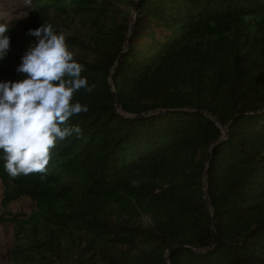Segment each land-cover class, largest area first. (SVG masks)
Masks as SVG:
<instances>
[{"label": "trees", "instance_id": "trees-1", "mask_svg": "<svg viewBox=\"0 0 264 264\" xmlns=\"http://www.w3.org/2000/svg\"><path fill=\"white\" fill-rule=\"evenodd\" d=\"M108 1L31 0L20 42L8 25L0 82L26 78L43 24L96 57H74L95 88L75 93L82 134L58 142L47 176L10 179L0 159L2 203L35 202L0 215L12 264H264V0H137L150 30L128 45Z\"/></svg>", "mask_w": 264, "mask_h": 264}, {"label": "clouds", "instance_id": "clouds-1", "mask_svg": "<svg viewBox=\"0 0 264 264\" xmlns=\"http://www.w3.org/2000/svg\"><path fill=\"white\" fill-rule=\"evenodd\" d=\"M26 3L30 5L31 0ZM8 30L0 24V60L11 48ZM28 35L37 41L16 69L26 78L0 82V159L10 179L47 176L58 142L82 134L71 118L86 113L88 106L74 102L75 93L95 88L82 76L83 65L75 60L65 36L57 34L51 24L30 29Z\"/></svg>", "mask_w": 264, "mask_h": 264}, {"label": "rangeland", "instance_id": "rangeland-1", "mask_svg": "<svg viewBox=\"0 0 264 264\" xmlns=\"http://www.w3.org/2000/svg\"><path fill=\"white\" fill-rule=\"evenodd\" d=\"M136 2L137 0H110L105 3L109 7L108 23L110 25L124 24L128 27L127 45L131 41H139L143 37L141 35L150 30L145 25L147 20L137 11ZM31 9L32 5L27 4L26 0H0V24L8 26L12 21H16L19 42ZM57 13L60 15L59 12ZM61 18V27L65 35L76 36L81 40L85 39L88 44L93 45L89 29L83 27L78 18L67 17L64 13H61ZM69 50L73 52L74 57H80L87 61L96 60V57L88 49L69 48ZM3 191L4 187L0 180V215L5 219L14 214L23 217L33 211L35 202L29 197H22L4 205L2 203ZM140 223L146 226L150 225V217H143ZM13 229V222L0 221V264H12L8 251L14 242Z\"/></svg>", "mask_w": 264, "mask_h": 264}, {"label": "water", "instance_id": "water-1", "mask_svg": "<svg viewBox=\"0 0 264 264\" xmlns=\"http://www.w3.org/2000/svg\"><path fill=\"white\" fill-rule=\"evenodd\" d=\"M223 129H224V132L226 133L227 132V128L225 127V126H223ZM212 151V150H211ZM210 159H211V152L208 154V156H207V164L209 165V162H210ZM207 172V171H206ZM206 199L207 200H209L208 199V197H207V195H206ZM215 227H216V225H214L213 226V234H214V239H213V241H215L216 240V238H217V236H216V231H215ZM176 247H173L171 250H174Z\"/></svg>", "mask_w": 264, "mask_h": 264}]
</instances>
